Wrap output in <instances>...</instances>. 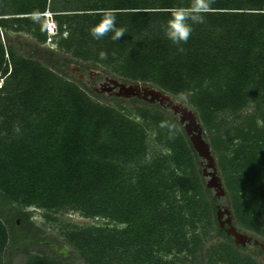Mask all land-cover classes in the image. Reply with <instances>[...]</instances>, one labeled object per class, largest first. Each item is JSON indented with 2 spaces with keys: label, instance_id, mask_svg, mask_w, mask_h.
<instances>
[{
  "label": "trees",
  "instance_id": "1",
  "mask_svg": "<svg viewBox=\"0 0 264 264\" xmlns=\"http://www.w3.org/2000/svg\"><path fill=\"white\" fill-rule=\"evenodd\" d=\"M187 3L0 0V203L11 209L0 212V264L15 251L17 218L28 232L16 264H73L37 243L34 214L82 264H262L218 229L199 158L167 108L66 74L73 63L184 97L233 225L264 243V0H215L181 52L163 26L168 8ZM102 9L117 10L118 41L90 35ZM34 11L63 31L48 35Z\"/></svg>",
  "mask_w": 264,
  "mask_h": 264
},
{
  "label": "water",
  "instance_id": "2",
  "mask_svg": "<svg viewBox=\"0 0 264 264\" xmlns=\"http://www.w3.org/2000/svg\"><path fill=\"white\" fill-rule=\"evenodd\" d=\"M94 72L97 75L102 74L99 70H95ZM103 78L97 86L92 88L94 92H105L108 95L121 98L133 97L149 103H157L162 108H167L175 116L199 158L198 162L205 187L212 191V197L215 199L224 196V189L217 173L214 157L207 141L202 136L201 127L194 111L187 103H177V100L172 99L166 92H162L149 85L126 83L108 75H104ZM214 215L219 230H222L226 236L231 237L234 245L244 246L246 243H251L252 245H259L261 249H264V243L256 238H252L246 232L236 229L232 223L227 200L223 199V202L215 205ZM51 248L63 256L67 255L63 247L52 244Z\"/></svg>",
  "mask_w": 264,
  "mask_h": 264
},
{
  "label": "clouds",
  "instance_id": "3",
  "mask_svg": "<svg viewBox=\"0 0 264 264\" xmlns=\"http://www.w3.org/2000/svg\"><path fill=\"white\" fill-rule=\"evenodd\" d=\"M214 3L215 0H188L186 5H176L168 8V19L163 26L165 38L169 40L172 45L177 46L179 51H184L182 45L187 44L191 38L194 26L204 24L206 22V16L215 12L213 8ZM97 14L101 19L89 29V33L94 39H102L111 33V39L113 41H118L127 33L125 28L117 27V10L102 9ZM28 16L34 23L43 24L46 19L44 14L39 11L29 13ZM99 55L101 60L107 59V54L105 52H101ZM183 100L184 97H180L177 103ZM159 127L167 130L169 139H174L178 132L177 125L167 120L161 121Z\"/></svg>",
  "mask_w": 264,
  "mask_h": 264
},
{
  "label": "rangeland",
  "instance_id": "4",
  "mask_svg": "<svg viewBox=\"0 0 264 264\" xmlns=\"http://www.w3.org/2000/svg\"><path fill=\"white\" fill-rule=\"evenodd\" d=\"M70 64H72L73 65V63H69V65ZM66 68V67H65ZM65 70H67V69H65ZM95 70H97V69H94L93 68V71H95ZM66 74H69V71L67 70V73ZM71 75V74H70ZM73 76V75H72ZM74 77V76H73ZM82 84L83 85H86L87 86V84H85L84 82H82ZM95 93H97V94H102V95H104V96H109L107 93H105V92H95ZM126 99H128V98H126ZM211 193H212V191H211ZM10 207H8L7 205H4V204H1L0 203V212L1 213H5V214H7L8 212H10ZM8 211V212H7ZM66 217V219H70L71 221H73V222H77V223H83V222H87V221H89V220H86V219H83V218H81L80 216H78V215H76V214H67V215H65ZM32 221H33V224H34V226H37L38 228H39V231L40 232H38V234H37V237H36V240H37V243L40 245L41 243H39V241H40V239L43 241L44 239L45 240H49V241H51V243H53V244H55V243H57V244H62V240H61V237H60V235L57 233V231H58V228H57V226L56 225H52L51 226V224H49V223H47V222H44L43 220H42V218L38 215V214H34L33 215V217H32ZM16 226L18 227V228H16V229H14L13 231H12V238H13V240H14V243H13V245H15V251L13 252V253H10L9 255H8V257H6V258H8V260H7V264H16L17 262H20V261H22L23 259H20L23 255H22V253L20 252V247L21 246H24V245H27V244H24V242L22 243V242H19V240L18 239H21V238H23V239H25V234L28 232V230L27 229H25V227H23V225H21V224H16ZM34 231V230H33ZM41 237H43V238H41ZM26 240V239H25ZM65 245V244H64ZM41 246H43V244L41 245ZM50 248H51V245H50ZM72 262H73V264H82V262L81 261H78L76 258H74V259H72Z\"/></svg>",
  "mask_w": 264,
  "mask_h": 264
},
{
  "label": "flooded vegetation",
  "instance_id": "5",
  "mask_svg": "<svg viewBox=\"0 0 264 264\" xmlns=\"http://www.w3.org/2000/svg\"><path fill=\"white\" fill-rule=\"evenodd\" d=\"M65 67L69 71V74L75 76L78 80H80V81L84 82L85 84H87V86L89 88H91V89L94 86H97L104 79L103 78L104 75H106V74L97 75V74H95V72L93 71L92 68H81L77 64H73V65L72 64H70V65L66 64ZM215 200H216V202L213 204L214 208H215L216 204H219V203L223 202V198H219V199H215ZM15 223L18 224V218L15 219ZM216 225H217V223H216ZM24 227H25V229H27L28 228V224H26ZM220 231L223 232L222 230H220ZM32 232H33V230H32ZM41 238H43V237H41ZM252 238H254V237L252 236ZM39 243H41L40 246L43 244V246H48V247H50V245L53 244V243H51V241H49V240L47 241L45 239L43 241L40 239ZM55 245L63 247L65 249V251L67 253L66 256H63L62 254L56 252L53 249L57 254L61 255L63 258H67V259H69L71 261H72V259L75 258L69 252V247L67 245L57 244V243H55ZM241 247L244 248L247 253H250L253 256L257 257L261 261V263L264 264V249H261L259 247V245H252L251 243H246L244 246H241Z\"/></svg>",
  "mask_w": 264,
  "mask_h": 264
},
{
  "label": "built area",
  "instance_id": "6",
  "mask_svg": "<svg viewBox=\"0 0 264 264\" xmlns=\"http://www.w3.org/2000/svg\"><path fill=\"white\" fill-rule=\"evenodd\" d=\"M46 15H47V13H46ZM59 20L60 19H57V20H51L48 18L45 19V28H46V32L48 35L53 34V33H59L62 31L63 25H62L60 30L56 29V27H55V22L57 23V21H59ZM2 77L3 76L0 74V83L2 82Z\"/></svg>",
  "mask_w": 264,
  "mask_h": 264
},
{
  "label": "bare ground",
  "instance_id": "7",
  "mask_svg": "<svg viewBox=\"0 0 264 264\" xmlns=\"http://www.w3.org/2000/svg\"><path fill=\"white\" fill-rule=\"evenodd\" d=\"M55 27H56V24H55ZM56 29H57V27H56Z\"/></svg>",
  "mask_w": 264,
  "mask_h": 264
}]
</instances>
